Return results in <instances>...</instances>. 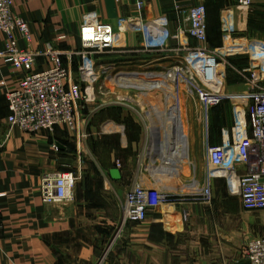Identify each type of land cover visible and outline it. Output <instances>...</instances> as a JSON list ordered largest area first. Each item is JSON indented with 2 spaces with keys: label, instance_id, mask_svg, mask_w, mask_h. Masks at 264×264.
<instances>
[{
  "label": "crops",
  "instance_id": "0c3cea01",
  "mask_svg": "<svg viewBox=\"0 0 264 264\" xmlns=\"http://www.w3.org/2000/svg\"><path fill=\"white\" fill-rule=\"evenodd\" d=\"M12 1L14 14L30 28V40L18 36V45L36 52L33 70L50 65L46 50L53 48L60 52L63 65L70 68L74 78L79 65L74 52L81 48L79 29L91 16L112 24L116 31L119 21L133 16L140 15L144 20L165 16L168 29L174 33L183 22L178 7L204 4L211 48L222 46L227 39V24L242 31L248 22L236 0ZM223 14L229 16L227 23ZM120 35L119 47L110 52L133 59L139 53L135 51L140 45L137 35L128 29ZM4 41L0 35V50ZM190 42L195 43L193 39ZM23 74L0 58V264H249L243 246L249 238L264 235V209L245 210L222 177L212 179L210 201L190 193L185 185L193 180L201 187L205 160L193 179H179L174 187L166 189L170 194L167 203L149 210L142 222L121 224L123 193L118 186L128 179L131 184L153 183L139 155L135 164L143 141L139 120L122 106L102 112V116L111 117L100 123L99 130L97 123L90 125L96 152L100 151L97 158L101 165L108 166V177L88 178L80 184L76 180L71 199L43 202L45 179L51 180L49 185L56 194L57 174L70 172L65 168L73 131L56 126L51 132L27 133L8 126L6 93L17 88ZM229 80L233 90L243 88L245 83L241 78L236 86L232 78ZM227 107L230 105L223 103L209 110L208 118L227 113L228 122L220 128L214 145L222 142V131H230L234 124ZM114 108L120 109L118 114L112 111ZM82 123L77 116L76 129ZM189 152L190 144L188 165ZM112 162L119 166L110 165ZM112 168L120 171L119 179L111 178Z\"/></svg>",
  "mask_w": 264,
  "mask_h": 264
},
{
  "label": "built area",
  "instance_id": "2783aa9c",
  "mask_svg": "<svg viewBox=\"0 0 264 264\" xmlns=\"http://www.w3.org/2000/svg\"><path fill=\"white\" fill-rule=\"evenodd\" d=\"M253 2L236 0L244 11H248ZM12 6V0H0V35L5 39L0 58L24 71L17 88L6 93L9 110L6 122L10 128L36 133L42 130L51 132L56 126H61L74 131L78 106L88 100L93 84L100 77L95 55L118 48L120 32L128 29L139 39L140 45L135 50L139 56H145L144 60L152 67L162 69L154 72H122L115 78L116 85L138 91L153 84L155 79L165 82L170 88L165 104L170 102V94L186 104L195 101L205 120H208L211 108L223 103L231 106L234 125L230 131H222L219 145L206 143L203 183L199 188L193 180L186 184L190 193L210 201L212 179L222 177L230 192L239 196L245 210L264 209V40L236 37L232 26L227 24L229 33L222 46L209 47L204 4L178 7L183 22L174 33L168 29L165 16L148 20L140 15L133 16L119 21L118 31L112 24L91 16L79 29L81 48L74 52L79 57L77 78H74L70 68L63 65L60 52L53 48L46 50L50 65L39 71L33 70L36 52L18 45V36L25 41L30 40V28L25 20L14 14ZM225 16L227 23L229 16ZM190 39L195 43L191 44ZM238 55L247 57V66L239 73L245 83L240 90H233L227 83L226 68L229 58ZM139 74L147 78L146 86L122 80V76ZM109 103L124 107L138 120L154 117L152 103H148L147 109L142 111L138 109L139 101L125 94H119ZM146 134L148 142H152L151 147L146 143V155L150 161L147 167L152 177L162 182V175H154L153 168L168 169L169 163L163 161L158 153L155 154L152 133ZM116 165L119 166V163ZM241 167L242 171L239 169ZM76 180L77 176L72 172L57 174V193L54 194L49 185L51 180L47 177L43 202L71 199ZM169 197L166 188L133 184L124 195L121 224L142 222L149 210L167 203ZM243 253L249 264H264V235L249 238L243 246Z\"/></svg>",
  "mask_w": 264,
  "mask_h": 264
},
{
  "label": "rangeland",
  "instance_id": "374dc122",
  "mask_svg": "<svg viewBox=\"0 0 264 264\" xmlns=\"http://www.w3.org/2000/svg\"><path fill=\"white\" fill-rule=\"evenodd\" d=\"M238 8L240 9L241 13L248 19V22L246 29L242 31L234 30V32H236L235 36L245 39L264 40V0H254L252 6L249 8L248 11H244L239 6ZM222 17L224 21H227L226 16L224 14ZM119 55L120 56H116V54L113 52L95 55L97 65L96 70L100 72V77L93 84V90L92 93H90L88 100L86 102L84 101L83 103H80L77 109V116L80 122L83 121V123L80 128L76 129L71 134L72 143H70L69 145L71 153L67 155L66 160L68 165L65 169L67 171L75 173V175L77 176L78 184L82 183L88 178L108 177V166L101 165L100 159L97 158V155H100V151L96 152L97 146L93 144L94 142L92 140L93 134L95 133H92L90 125L97 123L99 130L101 128V124L104 122L103 120L110 116H108L107 114L106 116H102L103 114H105L102 112L108 108L119 106L111 104L109 102L114 100L119 94H125L128 97H132L138 100L140 103V108L138 107V109H142V111L147 109L148 103H152L153 106L158 105V107H162L161 103H166L167 92L170 88L169 85L165 82L159 80L157 81L155 79L154 83L152 82L153 84L148 87H144V89H140L138 91H134V89L129 88L128 86L121 87L116 85L117 82L115 78L118 74L122 72H154L162 69L152 67V65H150L144 60L146 57H141L139 56V54H135V57L133 59L126 58L127 54ZM238 56L240 57L239 59H237L238 63L245 62L244 65H237V61L232 62L230 57L229 66H227L226 68L227 75L231 76L236 86L238 80L242 78L241 76H239V73H241L242 69H244L243 67L247 66V57L245 55ZM122 80H128L129 83L135 85H147V78H145V76L142 77V75L140 74L127 77L122 76ZM234 90H240V88ZM194 102L195 101H192L191 103L194 104ZM195 104L196 105L194 106L188 101V105H190L188 120L190 127L189 165L186 167L177 168L176 170L162 168L160 170V173L162 175L161 178L163 179L162 182L158 181L155 177L151 178V182L153 183L149 184V187L167 189L172 186L174 187L175 183H177L179 179H193L195 177V173L199 171L200 166L204 164L206 143L209 145H214V142H217V139H219L217 134L220 128L228 122L225 117L227 113L221 114V112H218L213 117L210 115L208 120H205L201 113L199 105L196 102ZM119 110V108H116V110L115 108L112 109V111L116 114L119 113ZM227 111H230L232 113L231 106L229 108L227 107ZM97 113L102 114L98 117ZM153 116L154 120H156L157 115H155L154 112ZM162 122L165 125L167 124L168 120H163ZM230 122L231 121L229 120V124ZM151 123L152 120L148 118L139 120V127L143 131V141L140 151L138 153L136 152L135 164L137 155H139L140 157V160L138 159L139 162L142 161L145 165L150 164L149 158L146 155V143L148 142L146 132L152 133V131L150 130ZM159 124L155 127L156 132L159 131ZM150 143L152 144V142H148L149 147H151ZM52 149L55 150V147L53 146ZM155 150L157 151V149ZM157 162L159 164L158 160ZM117 163L118 162H112L110 165H116ZM132 185L133 184H131V179H128L126 184L118 186L121 188V192L123 193V199L126 191Z\"/></svg>",
  "mask_w": 264,
  "mask_h": 264
},
{
  "label": "bare ground",
  "instance_id": "6f19581e",
  "mask_svg": "<svg viewBox=\"0 0 264 264\" xmlns=\"http://www.w3.org/2000/svg\"><path fill=\"white\" fill-rule=\"evenodd\" d=\"M148 77V75H146ZM153 76V75H150ZM128 82V80H127ZM169 103L153 106L152 111L156 116V120L151 118L152 123L150 130L152 131V140L154 141L155 154L158 153L161 159L169 163L168 169L173 170L174 167L188 166V145H189V115L188 105L181 99L176 100L173 94L169 96ZM167 102V101H166ZM184 103V105H183ZM185 107V115H184ZM163 120H168L167 124H163ZM171 120V121H170ZM160 123V124H159ZM159 124V131H155L156 125ZM177 165V166H176ZM153 174L160 176V169L153 168Z\"/></svg>",
  "mask_w": 264,
  "mask_h": 264
},
{
  "label": "water",
  "instance_id": "95a60500",
  "mask_svg": "<svg viewBox=\"0 0 264 264\" xmlns=\"http://www.w3.org/2000/svg\"><path fill=\"white\" fill-rule=\"evenodd\" d=\"M109 173H110L111 178H113V179H119L120 178V171L117 168L110 169Z\"/></svg>",
  "mask_w": 264,
  "mask_h": 264
},
{
  "label": "trees",
  "instance_id": "16d2710c",
  "mask_svg": "<svg viewBox=\"0 0 264 264\" xmlns=\"http://www.w3.org/2000/svg\"><path fill=\"white\" fill-rule=\"evenodd\" d=\"M237 57H239V56H237ZM237 57H231L230 59L232 60V62H233V61H237V59H236ZM238 59H239V58H238ZM234 63H235V62H234ZM244 63H245V62H243V63H238V61H237V65H238V64H241V66H242V65H244ZM229 78H231V76H230V75H227V83H228V84H229V83L231 84L232 82H231V80H229ZM218 106H219V105H218ZM216 107H217V106H216Z\"/></svg>",
  "mask_w": 264,
  "mask_h": 264
}]
</instances>
